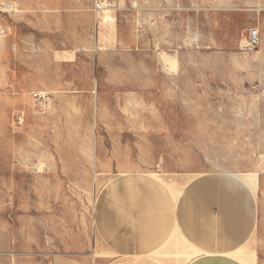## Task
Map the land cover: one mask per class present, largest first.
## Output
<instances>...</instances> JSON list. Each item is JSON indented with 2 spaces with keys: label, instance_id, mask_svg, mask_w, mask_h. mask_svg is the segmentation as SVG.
I'll return each instance as SVG.
<instances>
[{
  "label": "rangeland",
  "instance_id": "rangeland-1",
  "mask_svg": "<svg viewBox=\"0 0 264 264\" xmlns=\"http://www.w3.org/2000/svg\"><path fill=\"white\" fill-rule=\"evenodd\" d=\"M125 173L217 192L264 264V0H0V264L104 254Z\"/></svg>",
  "mask_w": 264,
  "mask_h": 264
},
{
  "label": "crops",
  "instance_id": "crops-1",
  "mask_svg": "<svg viewBox=\"0 0 264 264\" xmlns=\"http://www.w3.org/2000/svg\"><path fill=\"white\" fill-rule=\"evenodd\" d=\"M215 193L178 190L151 174L111 177L95 207L104 254H60L50 264H249L238 254L246 232L236 210L227 219Z\"/></svg>",
  "mask_w": 264,
  "mask_h": 264
},
{
  "label": "built area",
  "instance_id": "built-area-1",
  "mask_svg": "<svg viewBox=\"0 0 264 264\" xmlns=\"http://www.w3.org/2000/svg\"><path fill=\"white\" fill-rule=\"evenodd\" d=\"M33 98L36 102L38 103H43L45 101L49 100V95L48 94H44L42 92H34L33 93ZM21 118V117H20Z\"/></svg>",
  "mask_w": 264,
  "mask_h": 264
},
{
  "label": "bare ground",
  "instance_id": "bare-ground-1",
  "mask_svg": "<svg viewBox=\"0 0 264 264\" xmlns=\"http://www.w3.org/2000/svg\"><path fill=\"white\" fill-rule=\"evenodd\" d=\"M104 13V12H103ZM106 13V12H105ZM106 15V14H105Z\"/></svg>",
  "mask_w": 264,
  "mask_h": 264
}]
</instances>
